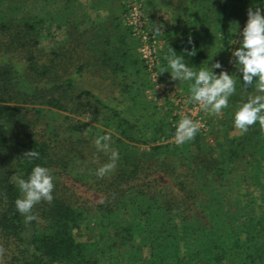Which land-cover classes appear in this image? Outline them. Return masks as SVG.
Returning a JSON list of instances; mask_svg holds the SVG:
<instances>
[{"label":"trees","instance_id":"obj_1","mask_svg":"<svg viewBox=\"0 0 264 264\" xmlns=\"http://www.w3.org/2000/svg\"><path fill=\"white\" fill-rule=\"evenodd\" d=\"M155 1L174 14L159 34V68L168 45L178 54L194 46L190 65L219 60L228 71L234 23L243 28L258 2ZM125 12L122 0H0V264H264V130L231 129L253 88L232 65L237 91L224 117L208 134L170 141L175 127L147 100ZM180 87L189 96L188 82ZM86 113L90 122L75 120ZM105 133L119 159L98 177L109 157L93 141ZM30 150L39 155L24 157ZM36 164L52 170L53 200L35 205L28 222L12 177Z\"/></svg>","mask_w":264,"mask_h":264},{"label":"clouds","instance_id":"obj_2","mask_svg":"<svg viewBox=\"0 0 264 264\" xmlns=\"http://www.w3.org/2000/svg\"><path fill=\"white\" fill-rule=\"evenodd\" d=\"M264 0H258L255 6L247 8V19L240 28L239 22L236 25L239 35V46L229 49L232 64L239 73V82L243 87L251 86L253 92L242 100L233 112V127L240 133L248 131L249 127L259 124L264 130ZM163 26H156L160 31ZM188 45H193L191 37L188 38ZM195 47H184L181 53H177L168 45L164 57L165 63L159 68V75L167 71L171 81L188 82V93L190 100L199 105V108L208 114L220 115L224 109L229 107V98L236 91L237 80L221 61L216 60L210 67H195L190 65L186 59L195 55ZM234 58V59H232ZM233 61L235 63H233ZM219 69V72L214 71ZM156 87H166L165 84H157ZM200 129V122L185 115L175 123L173 135L177 145L192 140ZM93 144L98 152L108 155L107 162L96 169V176L104 177L113 171L119 159V151L111 144L108 133L98 135ZM39 153L30 150L24 157L33 159ZM14 184L18 187L20 195L15 199L16 211L23 215L25 221L34 220L33 208L41 201L51 202L53 200L54 176L52 170L41 164L32 167L27 178L23 175L14 174Z\"/></svg>","mask_w":264,"mask_h":264},{"label":"rangeland","instance_id":"obj_3","mask_svg":"<svg viewBox=\"0 0 264 264\" xmlns=\"http://www.w3.org/2000/svg\"><path fill=\"white\" fill-rule=\"evenodd\" d=\"M85 3L88 0H83ZM141 5L144 14L148 18V23L150 29L153 30L156 34V39L159 44L158 51L160 52L163 48V42L159 40V34H161L164 28H167L170 24L173 23V11L170 7H166L165 5H158L156 4L155 0H137ZM124 3V0H122ZM126 13V12H125ZM124 23L125 22V14L123 15ZM91 17H96L94 12H91ZM163 26L160 31H156V26ZM128 26V25H127ZM129 27V26H128ZM130 28V27H129ZM132 30V29H131ZM133 32V30H132ZM61 33L57 32L55 35L56 40L61 38ZM134 35V33H133ZM134 37L139 41V57L141 58L140 54V40L134 35ZM51 45V39L45 38L43 40L42 49L45 52H48ZM158 52V57H159ZM233 59V58H232ZM160 61L158 59V65L156 68L157 78L154 80L151 73L148 72V80L150 82V87L146 92L147 100L152 103V105H156L165 115L168 116V120L173 127H175V123L180 120L183 116L188 115L193 120H197L200 122V129L203 131L204 134H208L211 130L212 126L215 122H218L220 119L224 117V112L220 115L215 114H208L202 109L199 108V105L195 102L190 100V96H187L183 93L180 82L179 81H171L170 77L165 76L163 73L159 75V64ZM232 66V65H231ZM229 67V72L234 73L232 71V67ZM156 80L157 84H165L166 87L160 88L156 87ZM83 120L85 122L91 121V114L86 113L80 117H75V120ZM233 133H236L237 130L234 129L233 125L231 126ZM170 141L174 142L172 138ZM72 183V182H71ZM77 194L80 198L83 199H91V201H96V198L92 196L94 193L92 191L87 190L86 187L83 186H75Z\"/></svg>","mask_w":264,"mask_h":264},{"label":"built area","instance_id":"obj_4","mask_svg":"<svg viewBox=\"0 0 264 264\" xmlns=\"http://www.w3.org/2000/svg\"><path fill=\"white\" fill-rule=\"evenodd\" d=\"M126 7L125 22L140 40V54L146 69L154 80L157 78L159 44L156 34L150 29L148 18L143 12L142 5L137 0H124Z\"/></svg>","mask_w":264,"mask_h":264}]
</instances>
